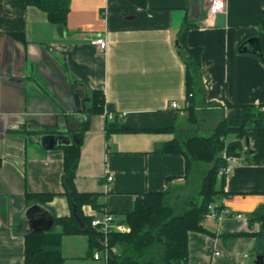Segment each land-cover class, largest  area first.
Listing matches in <instances>:
<instances>
[{
  "label": "crops",
  "instance_id": "crops-1",
  "mask_svg": "<svg viewBox=\"0 0 264 264\" xmlns=\"http://www.w3.org/2000/svg\"><path fill=\"white\" fill-rule=\"evenodd\" d=\"M263 9L264 0H227L217 15H210L207 0H71L62 29L26 0H0V264H25L20 223L28 207L41 204L54 218L71 214L62 187L64 151L43 149L28 125L38 133L76 135L88 113L77 111L75 93L82 94V108L94 90L105 95L104 113L91 116L83 137L79 192L98 193L106 212L119 218L148 191L198 192L186 177L184 155L159 150L188 130L212 134L227 104H264V62L239 50L260 33ZM186 27L189 47L202 50L193 122L184 110L185 65L178 52ZM98 38L107 50L94 44ZM245 158L226 175L229 196L220 203L247 219L206 218V231L189 233L188 264H255L251 234L260 224L250 218L264 205V165ZM27 193L57 196L29 204ZM83 212L103 215L90 205ZM62 249L66 264H106L95 259L100 251H92L86 235L63 237Z\"/></svg>",
  "mask_w": 264,
  "mask_h": 264
},
{
  "label": "trees",
  "instance_id": "trees-1",
  "mask_svg": "<svg viewBox=\"0 0 264 264\" xmlns=\"http://www.w3.org/2000/svg\"><path fill=\"white\" fill-rule=\"evenodd\" d=\"M26 2L46 12L52 24L62 29L66 28L71 0H26ZM187 31L186 27L179 37L178 52L185 65V94L186 100L190 103L184 110L188 114V120L193 122L196 116V96L202 92L200 86L202 50L189 47ZM15 36L24 41L23 34H15ZM254 37L260 39L259 52L248 46V41L252 37L242 41L239 50L253 53L264 62V9L261 31ZM104 106V93L94 90L90 104L83 107V112L88 113V118L83 120L81 129L76 135L84 137L90 128L91 116L103 114ZM227 109V116L222 118L209 136H203L196 130H188L182 138L166 142L159 150L163 153L184 155L186 177L188 180L192 177V183L199 188L198 196L177 201V187L138 195L130 212L120 218L114 214L117 222L128 226L130 231L126 233L113 231L108 234L110 253L106 264H188L189 233L206 231L203 222L210 212V206H215L217 209L225 208L220 202L229 196V193L225 192L226 175L220 177L218 174L220 168L227 164L224 153L235 159L246 156L247 163L264 165V104H227ZM42 132L50 133L44 129ZM230 136H234L235 140L229 141ZM247 138L250 140L249 146L246 143ZM81 147L82 143L61 147L64 151L62 187L71 214L66 217H55V228L52 231L26 236L25 264H66L62 249V238L65 236L86 235L90 238L92 251L99 250L101 254L104 253L101 241L105 236L92 226L95 217L85 215L83 207L90 205L104 214L105 204L99 201L98 193L79 192L75 185ZM56 196V193L26 194L29 204L34 202L46 204ZM77 215L85 226L93 230L95 239L92 234L84 231L77 220ZM254 222L259 223L260 228L251 235L256 239L257 248L260 250H257V255L264 256V205L250 218V224ZM241 236L243 234L230 235L231 238Z\"/></svg>",
  "mask_w": 264,
  "mask_h": 264
},
{
  "label": "water",
  "instance_id": "water-1",
  "mask_svg": "<svg viewBox=\"0 0 264 264\" xmlns=\"http://www.w3.org/2000/svg\"><path fill=\"white\" fill-rule=\"evenodd\" d=\"M248 46L253 47L256 51L259 52L260 39L258 37H252L248 41ZM247 48L248 47H246L245 49L247 50ZM82 100H83L82 94L75 93L74 102L78 112H82L83 110ZM90 100L91 98L89 97L87 101ZM81 119L84 120L85 117L82 116ZM23 128L24 127H22V129ZM28 129L36 133L32 135V139L45 150H55L61 147H69V146H73L74 144L83 143V137H80L78 135L38 133V131L40 130L30 125H28ZM246 143L248 146L250 145L249 138L246 139ZM74 212L76 214L75 209ZM76 217L79 224L84 229V231L87 232L88 234L93 235V230L90 227L85 226V224L82 223L78 215ZM54 227H55V218L52 211L45 208L41 204L36 203L31 205L22 214L20 228L22 230L23 235L27 236L34 233L49 232L52 231ZM93 238L95 239L96 237L93 235ZM96 242H98V240H96ZM255 264H264V256L258 255L256 257Z\"/></svg>",
  "mask_w": 264,
  "mask_h": 264
},
{
  "label": "built area",
  "instance_id": "built-area-1",
  "mask_svg": "<svg viewBox=\"0 0 264 264\" xmlns=\"http://www.w3.org/2000/svg\"><path fill=\"white\" fill-rule=\"evenodd\" d=\"M208 9L210 15H217L219 13L225 12L227 0H207ZM94 44L97 45L101 50H107L108 43L104 38H98L94 41ZM190 103L186 100L185 108L189 107ZM172 108L178 109L179 105L176 102H173L171 105ZM224 158L227 160V164L220 168L219 176H224L229 174L232 169L233 165L236 163V159L232 157H228L226 153H224ZM112 177H108L109 181H112ZM233 217L239 220H246V216L241 213H234L230 210L223 208L217 209L215 206H210V212L207 215V218H214L217 220H222L223 218ZM92 226L97 228L100 232H102L105 236L104 240L101 241L102 248L104 249V253H96L95 259L100 260L103 259L105 261L108 260V256L110 253L109 243H108V234L113 231H119L121 233H126L130 231V228L124 224L117 222V218L114 214L109 212H105L101 217H95ZM115 252V249H113ZM215 255H220L219 252H216ZM247 257V255H246Z\"/></svg>",
  "mask_w": 264,
  "mask_h": 264
},
{
  "label": "rangeland",
  "instance_id": "rangeland-1",
  "mask_svg": "<svg viewBox=\"0 0 264 264\" xmlns=\"http://www.w3.org/2000/svg\"><path fill=\"white\" fill-rule=\"evenodd\" d=\"M86 106V105H85ZM234 139V136H230L229 137V140H233ZM177 190H178V196H176V198H177V201H178V199L179 200H184L185 198H187V197H192V198H195V197H197L198 196V192H195L196 190H194V192L193 193H191V194H186V190L185 189H183V188H181V187H177ZM182 196V197H181ZM179 205V204H178ZM71 249H73V247H71Z\"/></svg>",
  "mask_w": 264,
  "mask_h": 264
}]
</instances>
